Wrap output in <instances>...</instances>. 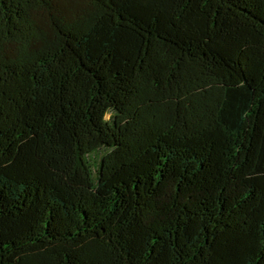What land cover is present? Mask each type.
<instances>
[{"label":"trees","instance_id":"obj_1","mask_svg":"<svg viewBox=\"0 0 264 264\" xmlns=\"http://www.w3.org/2000/svg\"><path fill=\"white\" fill-rule=\"evenodd\" d=\"M0 264H264V0H0Z\"/></svg>","mask_w":264,"mask_h":264},{"label":"clouds","instance_id":"obj_2","mask_svg":"<svg viewBox=\"0 0 264 264\" xmlns=\"http://www.w3.org/2000/svg\"><path fill=\"white\" fill-rule=\"evenodd\" d=\"M104 120H105V121H108V120H109V113H108V112L105 113V115H104Z\"/></svg>","mask_w":264,"mask_h":264}]
</instances>
